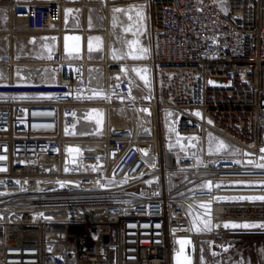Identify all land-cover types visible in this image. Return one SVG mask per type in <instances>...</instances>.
I'll list each match as a JSON object with an SVG mask.
<instances>
[{
  "label": "built area",
  "instance_id": "obj_1",
  "mask_svg": "<svg viewBox=\"0 0 264 264\" xmlns=\"http://www.w3.org/2000/svg\"><path fill=\"white\" fill-rule=\"evenodd\" d=\"M94 3L107 11L106 48L69 54L65 34L91 29L64 27V0H0L9 38H38L0 53V264H177L180 252L199 264V243L220 256L264 235L196 223H264V200L239 199L264 197V0ZM134 5L153 39L142 58L151 84L113 56L126 23L114 8ZM99 68L102 84L90 85ZM86 109L106 111L104 132L68 131ZM114 109L141 115L116 126ZM211 135L225 151L209 152Z\"/></svg>",
  "mask_w": 264,
  "mask_h": 264
},
{
  "label": "rangeland",
  "instance_id": "obj_2",
  "mask_svg": "<svg viewBox=\"0 0 264 264\" xmlns=\"http://www.w3.org/2000/svg\"><path fill=\"white\" fill-rule=\"evenodd\" d=\"M98 1L99 3L104 2V0H98ZM67 2L68 4H70V6L68 7V12L69 10H71V12H69L70 13L69 17L72 18V20L76 18L78 21H76L77 23L76 26L73 25V26H69L66 28H70V29L80 28L83 25L84 17L86 15L89 20L91 19L90 21H92L91 23L93 24H90L91 26H88V28L91 29V31L90 33L86 35H83V33L75 32V31L67 32L66 36H64L63 38V45L64 47L65 46L67 47V48L65 47V50L71 54L73 52L76 53L77 51L81 52L84 50L93 52V53L104 50L106 48V39H105V36L102 35L104 26L102 25L103 22H102L101 16L98 14V11H100V8L97 7V5H94L96 4L94 3V0H67ZM83 3H87L89 6L87 8H84L82 7ZM132 8L133 6L124 8L123 12H115V11L113 12V14L115 13L114 14L115 16L122 14L126 17L125 19L126 23L124 24L122 28L123 30H122V36H121L124 48L122 49L121 45L119 46V43H118L119 37L114 35L113 42H112L113 56L118 55V58L121 59L122 61H125V60L133 61V63H131L132 65L129 66V69L131 70V68L133 67L134 73H135L134 79H136L137 81H140V79H142L147 84H150L151 83V72L146 67V65L142 63L144 58L146 59L149 58L150 51L152 54V47H153L152 46L153 39H152L150 30L148 29V24H147L146 9H145V5L144 7H139L137 5H134L135 11H130V9ZM136 11H142V16H143L142 19L136 15ZM4 13L5 15H7L6 12ZM84 13H85V16H84ZM129 15L132 16L131 20L128 18ZM125 28H130L131 30L126 32ZM0 29L5 30V31L12 30L13 28L11 27L10 19L6 23L0 21ZM6 33L8 32H5L4 35ZM72 37H79L80 40L76 41L74 39H69ZM26 38H27L26 45L28 43H31L32 40L35 41V43L38 42L37 40L38 38L35 36H30V37L23 36L22 38H20L22 44H25L23 42V39H26ZM96 38H99V40H97ZM9 39L10 40H5L4 43L9 45V43H13V42L15 43L19 41V39H13L11 37ZM30 39L32 40L30 41ZM89 41H92L93 50H89V47H88ZM132 41H137L138 43L130 46V42ZM147 42H149V47H148L149 50L144 51V49H146L145 44ZM116 46L121 47L120 50L119 49L117 50ZM49 50H50V47L48 48V45H45L41 49V53L43 55H47L49 53ZM34 52L35 51H33V53ZM101 55H102V52L96 54V56H101ZM133 56L137 58L134 59ZM91 110L92 109L78 111L77 116H78L79 121L78 123H76L75 126H73L72 128H69L68 131L69 132H82V133H96L95 131L97 130V133L104 132V128L106 124V121H105L106 111L100 109L101 117L99 116V118L97 119V121H100V124L96 121L95 130L94 129L91 130L92 123L88 121V118H87V111L89 112ZM136 115H141L140 110L131 111V110H125V109H114L111 114L112 118L113 117L115 118L117 116L120 118L121 123L117 119L112 120V122L116 126L126 124V122H128L129 119L134 118ZM87 123H89L88 126H87ZM208 143H209V148H210L209 152H211L212 154H220L221 152L225 151V148L219 147L218 137L216 135H211ZM167 164L171 168L174 167L175 165L174 156L172 154L167 155ZM201 228H203L202 224L200 226V229Z\"/></svg>",
  "mask_w": 264,
  "mask_h": 264
},
{
  "label": "bare ground",
  "instance_id": "obj_3",
  "mask_svg": "<svg viewBox=\"0 0 264 264\" xmlns=\"http://www.w3.org/2000/svg\"><path fill=\"white\" fill-rule=\"evenodd\" d=\"M25 1H34V0H25ZM65 1V5H64V8H63V16H62V23H63V25H64V27L66 28V27H69L70 26V23H71V19L72 18H70L69 16H70V13L68 12L67 13V11H68V7H69V5H67L68 4V2H67V0H64ZM72 3V2H71ZM106 3V0H104V2H102L101 3V6L103 7V5ZM89 5L87 4V3H83V6L82 7H84V8H87ZM116 9V8H115ZM4 12H6V14L7 15H5V13ZM10 9L9 8H3V10H2V14L0 15V21H2V22H4V23H6L9 19H10V23H11V15H10ZM100 12H101V14H102V16H103V18L105 19V20H107V11L104 9V10H100ZM66 14H67V17H66ZM115 16V15H114ZM11 27L13 28V26L11 25ZM68 29H70V28H68ZM12 30H14V29H12ZM12 30H9V31H5V30H1L0 29V53L1 52H3V51H5L7 48H8V44H5L4 42H5V40H10L9 39V34L12 32ZM5 32H8V33H6L5 35H4V33ZM84 35V34H83ZM65 36H66V34H65ZM22 38V37H21ZM64 38V37H63ZM19 39V42L21 43V39H20V37L18 38ZM53 39H54V41H56V38L55 37H53ZM32 39H30V41H31ZM118 40H120V38L118 39ZM23 42L25 43L24 45H26V42H27V38L26 39H23ZM31 43L32 44H38V42L37 43H35V41H31ZM22 44V43H21ZM149 42H147L146 44H145V48H146V50H149ZM67 52V51H66ZM67 53H69V52H67ZM69 54H71V53H69ZM115 57H118V55H116ZM33 69V68H32ZM22 69L21 68H18V71L20 72V73H23L22 71H21ZM129 70V66L127 65V63H125V62H121V73H122V71L123 72H126V71H128ZM131 70H132V72L134 73V69H133V67L131 68ZM135 74V73H134ZM53 73L50 71V70H47L46 72H45V78L47 79V80H52L53 79ZM104 77V72H103V69H95V70H93V69H89L88 70V78H89V83H90V85H93V86H99V85H101L102 84V82H103V78ZM34 79H37L36 77L34 78ZM151 82H152V76H151ZM151 84V83H150ZM76 114H77V112H76ZM100 114H101V110L100 109H92L91 111H87V118H88V121H92L93 123H92V125H91V130H95V128H96V125H95V123H96V121H97V119L99 118V116H100ZM101 117V116H100ZM102 119V118H101ZM113 119H117L120 123H121V121H120V118L117 116V117H113L112 118V116H111V120H113ZM87 120V119H86ZM100 120V119H99ZM88 124L89 123H87V126H88ZM99 124H100V122H99ZM76 125V122L75 123H73V124H71V123H69L68 124V129L69 128H72L73 126H75ZM90 126V125H89ZM96 133H97V130L95 131ZM205 221H207L208 222V227L207 228H210V229H213V230H215V229H219V230H221V229H233V228H226V227H224V225L225 224H231V223H228V222H223V223H221V222H219V223H215V222H212V221H209V220H207V218H205V217H203V216H198V217H196V223H197V229H199L200 230V226H201V224H204V222ZM221 224H222V226H223V228L221 227ZM261 229H263V228H261Z\"/></svg>",
  "mask_w": 264,
  "mask_h": 264
},
{
  "label": "crops",
  "instance_id": "obj_4",
  "mask_svg": "<svg viewBox=\"0 0 264 264\" xmlns=\"http://www.w3.org/2000/svg\"><path fill=\"white\" fill-rule=\"evenodd\" d=\"M67 5L70 6V4ZM137 6L144 7V5H137ZM122 9L124 10V8ZM90 20L87 18L86 15L84 17L83 25L86 27L91 26L90 24L93 23H91L92 21ZM76 21H78L76 18L74 20L71 19L70 26L73 25L76 26L77 25ZM74 31L80 33V31L78 30H74ZM79 52L80 51H77L76 53ZM198 263L199 264H264V235L243 236L240 239L234 241V243H232L231 249L228 252L223 253L220 256H216L211 253L210 246L208 243L206 242L199 243Z\"/></svg>",
  "mask_w": 264,
  "mask_h": 264
},
{
  "label": "snow or ice",
  "instance_id": "obj_5",
  "mask_svg": "<svg viewBox=\"0 0 264 264\" xmlns=\"http://www.w3.org/2000/svg\"><path fill=\"white\" fill-rule=\"evenodd\" d=\"M114 11L115 12H123L124 10L123 9H120V8H116V9H114ZM130 11H135L134 6H133L132 9H130ZM69 12H71V10H69ZM136 15L138 17H140L141 19L143 18L142 11H136ZM128 18L131 20L132 19V16L129 15ZM130 30H131L130 28H125V31L126 32L127 31H130ZM69 39H74L76 41H79L80 40L79 37H72V38H69ZM96 39L99 40V38H96ZM136 43H138V42L137 41H132V42H130V46L133 45V44H136ZM88 47H89V50H93V48H92V41H89ZM144 51H147V50L144 49ZM133 58L135 59L137 57L133 56ZM197 115H200V114L197 113ZM97 122L99 123L100 121H97ZM219 147L220 148H226L227 145H225L223 141H220L219 142ZM69 151H77V152H79V149H75V150L70 149ZM261 151H264V149H262ZM0 159H6V157H0ZM249 163H252V162L249 161ZM256 167H258V168H264V164H257ZM0 170H3V169H0ZM211 186H212L211 185V182H209L208 187L211 188ZM239 199H257V200H264V197H250V198L249 197H240ZM202 206L205 207V208H208L209 207L208 205H202ZM209 211H210V209H209ZM204 227L205 228L208 227V222L207 221L204 222ZM224 227H226V228H229L230 227V228H233V229H235V228H244V229H247V228H257V227L264 228V223H261V224H249V223L235 224V223H231V224H225ZM197 230H199V229H197ZM180 243L182 245H184V244L190 243V241H180ZM181 256H183V252H180V253L177 254V264H192V261H191V259L188 256H184L183 257V260L180 259Z\"/></svg>",
  "mask_w": 264,
  "mask_h": 264
}]
</instances>
